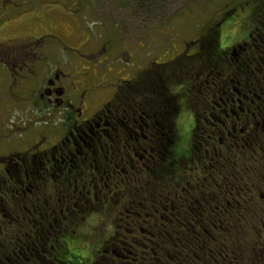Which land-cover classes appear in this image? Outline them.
<instances>
[{"label": "flooded vegetation", "instance_id": "1", "mask_svg": "<svg viewBox=\"0 0 264 264\" xmlns=\"http://www.w3.org/2000/svg\"><path fill=\"white\" fill-rule=\"evenodd\" d=\"M56 16L0 28V63L31 90L0 131V264H186L192 220L235 213L259 217L264 245V0L215 9L162 57L136 36L118 67L73 22V55L41 67Z\"/></svg>", "mask_w": 264, "mask_h": 264}, {"label": "rangeland", "instance_id": "2", "mask_svg": "<svg viewBox=\"0 0 264 264\" xmlns=\"http://www.w3.org/2000/svg\"><path fill=\"white\" fill-rule=\"evenodd\" d=\"M245 2L246 0H0V28L4 27L11 16H23L29 8L56 10L57 16L54 20L60 26V31L52 30L46 35L47 41L55 43V53L49 55L40 64L41 67L47 69L56 58L65 60L73 55L68 46L63 47L58 42L59 36L64 37L61 29L68 26L69 22L81 24L80 33L89 35L94 40H106L111 46L108 62L112 67H118L121 64L116 59L122 43H130L136 36L150 35L155 43H151L150 49L148 45H143L138 50L139 56L151 51L153 55L162 57L171 45L195 34L199 25L206 22L215 9L226 4L233 6ZM70 13L75 14V20L65 17ZM75 29L74 37L83 35L78 32L77 27ZM0 35L4 36L3 33ZM44 74L45 72L41 74V80ZM12 81L10 71L0 63V131L10 124L5 117L15 116L20 120V116L28 115L24 107L17 103L20 101L15 100V95L27 96L31 94V90L19 92L12 85ZM36 82L37 79L32 83Z\"/></svg>", "mask_w": 264, "mask_h": 264}, {"label": "trees", "instance_id": "3", "mask_svg": "<svg viewBox=\"0 0 264 264\" xmlns=\"http://www.w3.org/2000/svg\"><path fill=\"white\" fill-rule=\"evenodd\" d=\"M208 206L203 209L205 212L212 209ZM192 222L194 227L188 225L189 229L198 231L190 233L193 239H182L181 244V260L186 259V264H202L204 260L213 264L210 258L207 259L209 254L218 260L224 258L225 264L229 261L232 264H264V245L259 244L257 237L260 228L258 216L243 218L235 213L231 218L203 217ZM177 256L180 258L181 252Z\"/></svg>", "mask_w": 264, "mask_h": 264}]
</instances>
